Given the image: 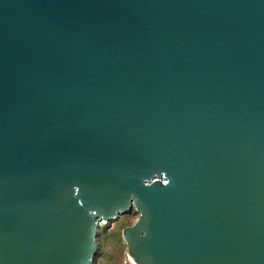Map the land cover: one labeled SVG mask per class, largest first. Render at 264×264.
Segmentation results:
<instances>
[{"label":"water","instance_id":"water-1","mask_svg":"<svg viewBox=\"0 0 264 264\" xmlns=\"http://www.w3.org/2000/svg\"><path fill=\"white\" fill-rule=\"evenodd\" d=\"M264 264V0H0V264Z\"/></svg>","mask_w":264,"mask_h":264},{"label":"rangeland","instance_id":"rangeland-1","mask_svg":"<svg viewBox=\"0 0 264 264\" xmlns=\"http://www.w3.org/2000/svg\"><path fill=\"white\" fill-rule=\"evenodd\" d=\"M138 213L133 207L116 218L98 223L95 239L96 250L91 264H134L126 253V243L122 238V228L132 224Z\"/></svg>","mask_w":264,"mask_h":264}]
</instances>
